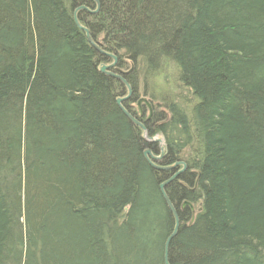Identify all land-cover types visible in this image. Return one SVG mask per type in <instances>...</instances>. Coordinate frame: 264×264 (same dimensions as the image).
I'll return each mask as SVG.
<instances>
[{
	"label": "trees",
	"instance_id": "1",
	"mask_svg": "<svg viewBox=\"0 0 264 264\" xmlns=\"http://www.w3.org/2000/svg\"><path fill=\"white\" fill-rule=\"evenodd\" d=\"M97 1L146 132L97 3L0 0V264H166L157 136L168 264H264V0Z\"/></svg>",
	"mask_w": 264,
	"mask_h": 264
},
{
	"label": "water",
	"instance_id": "2",
	"mask_svg": "<svg viewBox=\"0 0 264 264\" xmlns=\"http://www.w3.org/2000/svg\"><path fill=\"white\" fill-rule=\"evenodd\" d=\"M95 3H97V11L93 12V11H90L86 6L84 7H80L78 8L76 11H75V14H74V18H75V22H76V25L78 26L79 29L83 30L85 33H86V38L89 40L90 44L92 45V47L99 51L103 56L107 57L108 59H112L113 60V63H111L110 65H105V64H102L100 66V72H102L103 74L107 75L108 77H112L114 79H116L117 81L121 82V83H124L127 87V90H128V95L127 96H124L122 98H119L117 99V104L119 105L121 111L124 113V115L127 116V118L129 119V121L135 126H139L144 132H146V129H145V126L142 125L135 117H133L132 115L129 114V112L125 109V107L123 106V102L125 101H128L132 98L133 96V93H132V89L130 87V85L128 84V82H126V80L124 79V76L128 75L129 73H131V70L129 72H125V71H120V70H116L118 71L117 73L113 72L112 69L116 68L117 64H118V60L116 58L115 55L111 54V53H106L104 50H102L100 48L99 45H97L93 39H91V36H90V33H89V29L88 28H84L81 26L78 18H77V14L80 12V11H89L91 14L95 15L97 14V12L99 11L100 9V6H99V3L97 0H93ZM137 108L139 110V113L140 115H143L142 112H141V107L143 104H146V106L148 107V110L150 112V117L148 119H151L152 118V111H153V104L147 99V97L145 98H141L139 99L137 102ZM148 142L149 143H152V144H163V141L161 139H155V138H148L146 137ZM160 147V150H161V153L160 155L158 156H155L152 154L151 150L150 149H147V151L144 153V158L148 160L150 166L158 171H162V172H170V171H176L178 170L181 166H182V169L181 170H178L170 179L169 181H166L164 184H162L160 186V189L163 193V197H164V200L165 202L167 203L171 213L174 214V219H175V227L172 231V234L171 236L167 239L166 243H165V259H166V264H168V251H169V245L170 243L173 241V239L177 236V233H178V230L181 226V223L179 221V215H178V212L176 211L174 205L172 202H170L166 192L164 191L165 187L170 185L171 182H173L174 180H176L180 175L181 173L185 172L187 170L186 168V165L181 162V163H177V164H174V165H170V167H164V166H161L159 163L160 161L163 159V156H164V153H165V147L164 145L163 146H159ZM183 207H189L191 212L194 213V206L191 205L189 202H185L183 204Z\"/></svg>",
	"mask_w": 264,
	"mask_h": 264
},
{
	"label": "rangeland",
	"instance_id": "3",
	"mask_svg": "<svg viewBox=\"0 0 264 264\" xmlns=\"http://www.w3.org/2000/svg\"><path fill=\"white\" fill-rule=\"evenodd\" d=\"M111 63H113V62H110V64ZM130 68H131V65H129L128 66V69L130 70ZM132 69V68H131ZM143 88H141L140 89V94H139V98L141 99V98H145V97H147V99L153 104V111H152V114L154 115V113L157 111V110H160L161 109V107H160V103H158L157 101L155 102V101H153L152 99H151V96L150 95H145V93L143 92ZM135 110L136 109H138L137 108V104L135 105ZM141 112H142V114H143V116L145 117H150V112H149V110H148V107L145 105V106H142L141 107ZM153 115H152V117H153ZM156 140L157 139H161L162 141H163V139L160 137V136H157L156 138H155ZM164 145V141H163V144H159V146H163Z\"/></svg>",
	"mask_w": 264,
	"mask_h": 264
},
{
	"label": "flooded vegetation",
	"instance_id": "4",
	"mask_svg": "<svg viewBox=\"0 0 264 264\" xmlns=\"http://www.w3.org/2000/svg\"><path fill=\"white\" fill-rule=\"evenodd\" d=\"M146 104H143L142 106H145Z\"/></svg>",
	"mask_w": 264,
	"mask_h": 264
}]
</instances>
